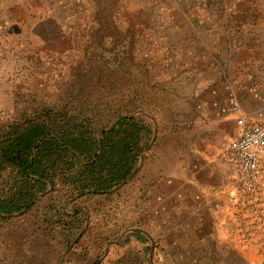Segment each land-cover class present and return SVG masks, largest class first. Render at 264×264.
Masks as SVG:
<instances>
[{
    "label": "rangeland",
    "instance_id": "obj_1",
    "mask_svg": "<svg viewBox=\"0 0 264 264\" xmlns=\"http://www.w3.org/2000/svg\"><path fill=\"white\" fill-rule=\"evenodd\" d=\"M88 1L0 0V120L13 112L17 85L34 83L48 90L67 78L69 61L82 44L81 38L74 35L77 22L74 11L80 7L79 3L80 9L86 7ZM151 1L153 8L149 9ZM214 1H217L216 5ZM219 1H133L132 4L138 3L146 9L134 12L131 18L135 17L140 26L147 28V34L141 31L132 39L130 57L134 66L131 63V71L138 74L142 65L144 78L142 83L136 82L137 86L133 83L132 88L143 89L144 99L130 116L140 115L150 128L140 153L142 160L138 170L117 189L106 191H118L110 201H104L101 196L78 198L79 195H75L63 204L68 215L75 209L81 215L80 230L68 246L62 242V230L72 224L68 219L60 225L45 222L48 200L34 211L23 213V208L7 221H0V264H99L105 249L121 240L129 228L175 225L180 222L179 218L185 219L182 211L187 214V204L192 203L191 200H182L179 210H175V202L168 199L163 213H155L148 207L153 200L147 191L148 186L154 185L150 180L160 175L166 164L176 166L178 155L179 161L194 159L196 152L189 149L187 140L193 143L194 137L198 136L195 120L205 106L204 96L223 98L228 85L239 102L241 99L247 102L253 95L264 100V15L241 21L233 19L228 15L229 7L221 9L217 6ZM250 3L257 10H264V0H250ZM14 6L22 10L25 21L12 26L7 19ZM241 6L246 8V5ZM39 17L50 23L53 21L55 27L61 25V32L48 36L30 33L28 27L37 25ZM118 22L122 26L127 23ZM237 23L247 28L251 23L257 30L237 32L234 27ZM117 36L106 37L105 42L111 44ZM8 38L11 44H7ZM240 44L249 45L251 49L239 53L235 51V45ZM87 52L91 55L95 51L89 49ZM238 113L243 111L240 109ZM235 131L237 133V128ZM49 189L50 186L37 194L34 198L41 196L29 205L43 199ZM235 193L238 194L236 201L231 202L230 195ZM99 204L101 214L111 206L110 217L121 226L106 238H101L100 230L96 229L102 221L90 222L92 210ZM223 206L224 212L216 219L231 240L234 251L221 248L212 260L198 264H264V174L260 190L250 194L236 190L232 170ZM210 221V217L205 216L204 225H209ZM186 224L195 225L193 222ZM184 248V264H196L189 258L192 247Z\"/></svg>",
    "mask_w": 264,
    "mask_h": 264
},
{
    "label": "trees",
    "instance_id": "obj_2",
    "mask_svg": "<svg viewBox=\"0 0 264 264\" xmlns=\"http://www.w3.org/2000/svg\"><path fill=\"white\" fill-rule=\"evenodd\" d=\"M133 1L89 0L83 9L79 3L74 11V35L81 38L82 44L69 61L67 78L48 90L34 83L17 85L13 112L0 120V221H7L23 208V213L34 211L48 200L45 222L60 225L68 219L72 224L62 230V242L68 246L80 230L81 215L78 209L68 215L63 204L75 195L101 196L110 201L118 191H106L135 168L150 128L140 115L130 116L144 99L143 89L132 88L133 83L137 86L136 82L144 80L142 65L138 74L131 71L132 39L141 31L147 34V28L131 18L134 12L145 9ZM149 6L153 8L152 1ZM217 6L229 7L228 15L240 21L264 15V10H257L250 0H221ZM22 14L14 6L8 23H23ZM39 18L37 25L28 27L30 33L48 36L61 32V25L58 28L53 21ZM119 19L126 25H120ZM234 27L242 33L257 30L251 23L248 28L241 23ZM117 34L113 43L105 42L106 37ZM7 44H11L9 38ZM89 49L95 52L88 55ZM122 114L111 129L97 137L111 119ZM49 186L43 199L29 205ZM100 205L92 210L90 222L102 221L96 229L101 238H106L121 226L110 217L112 207L101 214Z\"/></svg>",
    "mask_w": 264,
    "mask_h": 264
},
{
    "label": "crops",
    "instance_id": "obj_3",
    "mask_svg": "<svg viewBox=\"0 0 264 264\" xmlns=\"http://www.w3.org/2000/svg\"><path fill=\"white\" fill-rule=\"evenodd\" d=\"M250 47L244 44L240 49L235 45V51L241 53ZM203 100L205 106L195 120L200 134L194 137L193 143L187 140L189 149L196 152L194 159L179 161L178 155L176 166L173 168V164H166L160 175L150 180L154 185L148 186L147 191L153 200L148 207L155 213H163L168 199L175 202V210H179L182 200H191L192 203L187 204V214L182 211L185 219L179 218L180 222L175 225L129 228L121 240L105 249L99 264H184L186 246L192 247L189 258L196 264L212 260L221 248L234 251L231 240L221 230L216 217L224 212L233 170L226 148L236 135L235 117L238 111H233L231 106L238 99L227 85L225 97L211 95L204 96ZM239 104L241 111L253 121L264 116V100L259 96L253 95L247 102L241 99ZM228 133L232 134L228 136ZM178 151L181 149L178 148ZM207 215L211 221L209 225H204ZM187 222L195 225H188Z\"/></svg>",
    "mask_w": 264,
    "mask_h": 264
},
{
    "label": "built area",
    "instance_id": "obj_4",
    "mask_svg": "<svg viewBox=\"0 0 264 264\" xmlns=\"http://www.w3.org/2000/svg\"><path fill=\"white\" fill-rule=\"evenodd\" d=\"M231 109L240 111L237 100L232 102ZM237 133L226 148L235 173L236 190L256 194L262 185L264 174V116L253 121L244 113L235 117ZM241 195V193H240ZM238 194H231L230 201L235 202Z\"/></svg>",
    "mask_w": 264,
    "mask_h": 264
},
{
    "label": "water",
    "instance_id": "obj_5",
    "mask_svg": "<svg viewBox=\"0 0 264 264\" xmlns=\"http://www.w3.org/2000/svg\"><path fill=\"white\" fill-rule=\"evenodd\" d=\"M119 118H120V117H116V118H114V119L111 121V123L109 124V126H108L106 129L100 131V132L97 134V137H99L100 134H101L103 131H107V130L111 129V128L113 127V125L115 124V122H116ZM141 160H142V156L140 155V156H139L138 165H137V166L135 167V169L130 173V175H129L128 177H126L123 181H121L118 185L114 186L113 188L109 189L108 191H113V190L117 189V188L120 187L125 181H127L129 178H131V177L135 174V172L138 170V168H139V166H140V164H141ZM40 196H41V195H38L36 198H34L33 200H31L30 202H33L35 199L39 198Z\"/></svg>",
    "mask_w": 264,
    "mask_h": 264
}]
</instances>
